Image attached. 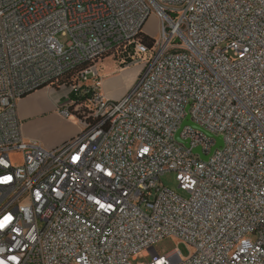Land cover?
Returning <instances> with one entry per match:
<instances>
[{"label": "built area", "instance_id": "2783aa9c", "mask_svg": "<svg viewBox=\"0 0 264 264\" xmlns=\"http://www.w3.org/2000/svg\"><path fill=\"white\" fill-rule=\"evenodd\" d=\"M128 50L145 66L106 99L97 65ZM76 68L66 89L84 99L63 114L79 134L53 150L26 140L19 100ZM6 215L5 264H264V0H0ZM169 237L191 256L158 257Z\"/></svg>", "mask_w": 264, "mask_h": 264}, {"label": "crops", "instance_id": "0c3cea01", "mask_svg": "<svg viewBox=\"0 0 264 264\" xmlns=\"http://www.w3.org/2000/svg\"><path fill=\"white\" fill-rule=\"evenodd\" d=\"M131 84L118 95L107 91L111 95L106 99L120 100L126 95ZM47 90H50L49 96L46 94ZM75 108V104L69 100L64 88L55 90L42 87L26 95L17 104V115L21 121L24 138L39 142L47 150L60 147L79 134V130L69 129V118L63 114L65 111L73 112Z\"/></svg>", "mask_w": 264, "mask_h": 264}, {"label": "rangeland", "instance_id": "374dc122", "mask_svg": "<svg viewBox=\"0 0 264 264\" xmlns=\"http://www.w3.org/2000/svg\"><path fill=\"white\" fill-rule=\"evenodd\" d=\"M145 32L151 37L158 38V26L157 21L153 17H151L145 27ZM61 42H64V39L60 38ZM145 66V58H140L136 62L128 65L125 68H121L119 62L114 57H107L101 60L97 65V71L99 77L101 79V87L100 92L102 96L108 98L107 96L111 95L108 94L107 91L110 93L118 95L119 93L123 92L125 88L131 84L132 86L127 91V93L132 89L135 85L138 77L140 76L143 68ZM135 78V80H134ZM134 80V81H133ZM65 93H67V97L70 95V90L64 89ZM50 90L46 91L47 96H49ZM126 93V94H127ZM21 100V99H20ZM19 100V101H20ZM111 100V99H109ZM69 129H77L79 132L81 131V127L79 122L76 118L69 116ZM11 160L14 164L19 165L21 162L20 155H12ZM161 184L169 189L170 191L178 194L180 196L185 197L183 193H181L178 189V183L176 181V176L173 173L166 174L161 177L160 179ZM155 254L158 257H164L171 252L178 250L181 254V259L186 260L188 259L193 250L192 248L188 247L185 244L180 243L178 240L169 237L165 238L164 240L158 242L153 247ZM152 262L151 255L144 256L143 254H139L135 259L131 261L132 264H149Z\"/></svg>", "mask_w": 264, "mask_h": 264}, {"label": "trees", "instance_id": "16d2710c", "mask_svg": "<svg viewBox=\"0 0 264 264\" xmlns=\"http://www.w3.org/2000/svg\"><path fill=\"white\" fill-rule=\"evenodd\" d=\"M140 41L147 45L148 47H152L154 44V39L151 38L149 35L145 33H141L140 35ZM116 60L119 62L121 68H125L128 65H131L132 63L137 61V57L134 54L132 50L125 51L120 55V57H116ZM81 68H76L74 70H71L64 74L63 76L59 77L58 79L52 81L49 84V87L55 90H59L61 88H69L72 86H77L78 84V74L80 72ZM84 97H79L75 93H71L69 95V100L73 104H79L82 102ZM76 112L75 110L71 113Z\"/></svg>", "mask_w": 264, "mask_h": 264}, {"label": "snow or ice", "instance_id": "6c2138e0", "mask_svg": "<svg viewBox=\"0 0 264 264\" xmlns=\"http://www.w3.org/2000/svg\"><path fill=\"white\" fill-rule=\"evenodd\" d=\"M13 220L12 215H6L0 218V231H3L9 227ZM15 231V229H13ZM11 259H16L15 257H11ZM0 264H5L3 260H0Z\"/></svg>", "mask_w": 264, "mask_h": 264}, {"label": "water", "instance_id": "95a60500", "mask_svg": "<svg viewBox=\"0 0 264 264\" xmlns=\"http://www.w3.org/2000/svg\"><path fill=\"white\" fill-rule=\"evenodd\" d=\"M186 125H189L188 120L183 124V126H186ZM208 136L211 137V135H208ZM176 139L178 140V135L176 136ZM216 142H217V144H216V146H215L214 149L221 148L222 147V139L221 138H217L216 139ZM193 153L199 155L203 160H207V158L201 156V153H200V150L199 149H195L193 151Z\"/></svg>", "mask_w": 264, "mask_h": 264}]
</instances>
